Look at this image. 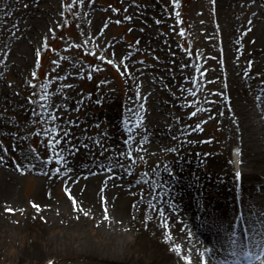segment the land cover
Here are the masks:
<instances>
[{
    "label": "bare ground",
    "instance_id": "obj_1",
    "mask_svg": "<svg viewBox=\"0 0 264 264\" xmlns=\"http://www.w3.org/2000/svg\"><path fill=\"white\" fill-rule=\"evenodd\" d=\"M18 1L6 0L11 8L19 6ZM249 1L214 0L221 63L216 105L207 104V116L216 119L218 128L208 149L199 143L197 130L184 137L186 126L167 111L166 105L174 102L183 107L178 98L163 92L170 77L159 80L161 68L144 70L132 62V51L152 52L160 46L162 37L146 28L136 32L140 38L130 48L116 39L105 46L107 56L121 64L126 92L104 94L101 115L63 119L41 105V116L50 124L42 123L40 131L57 138L46 159L16 148L26 131L18 125L9 135L6 116L0 113V140L11 136V144L0 143V236L10 227L28 235L18 256L21 261L264 264V11ZM55 12L49 4L30 11L33 17L27 23L18 24L10 14L0 21V35L5 36L0 44L7 45L0 72L18 76L29 69L43 27ZM94 28L92 23L88 40ZM186 65L196 74L194 59ZM81 69L75 65L68 72L80 77ZM70 79L63 85L75 84ZM57 87L53 89L58 92ZM46 93L38 91V97L62 101L67 108L74 105L60 90L56 99ZM0 100L23 110L28 106L8 89ZM64 122L71 126L64 128ZM155 154L160 155L155 163L133 168ZM32 173V190L21 201L20 181ZM237 211L248 226L244 235L232 234L238 227ZM243 249L250 259L234 260Z\"/></svg>",
    "mask_w": 264,
    "mask_h": 264
},
{
    "label": "rangeland",
    "instance_id": "obj_2",
    "mask_svg": "<svg viewBox=\"0 0 264 264\" xmlns=\"http://www.w3.org/2000/svg\"><path fill=\"white\" fill-rule=\"evenodd\" d=\"M49 4L56 7V12L43 27V37L36 45L29 69L18 76L8 70L0 72V98L1 93L8 89L9 94L28 104L23 110L22 107L7 106L0 100V113L6 116L9 135L18 125L26 131L25 138L19 145L16 144V148L40 159H46L51 154L50 149L57 138L46 137L40 131L42 123L50 124L41 116V105L51 107L63 119L91 113L101 115L106 108L104 94L124 95L126 89L121 64L107 56L105 46L115 39L128 48L134 46L140 38L136 32L141 28L148 29L162 39L159 48L152 52L132 51V62L144 70L161 68L163 73L157 74L159 80L166 75L170 77L171 83L166 84L163 92L168 98H178L183 107L179 108L174 102L166 105L167 111L174 121L179 119V124L186 126L184 137L191 136L189 130H197L201 136L199 143L204 144L203 148L210 147L211 139L218 134V128L216 119L210 120L207 116V104L210 102L214 107L216 105L215 91L220 81L218 67L221 63V48L214 36V0H20L19 6L12 8L6 0H0V21L10 14L8 18L13 16L18 24L27 23L33 17L30 11H41ZM248 4L261 9V13L264 11V0H251ZM92 23L95 25V33L88 40ZM0 38L4 39L5 36L0 35ZM6 56L7 45L2 42L0 60H7ZM189 59L195 61L196 74L186 65ZM75 65L82 67L80 77L79 73L72 75L68 72ZM60 71H65V74L59 76ZM67 77L73 78L70 80L75 81V84L63 85ZM181 84L189 86L184 85V91H180ZM192 86L196 88L191 89ZM53 87H57L58 92ZM59 90L68 96L66 100L74 103L71 108H67L68 105L64 107L62 101L51 103L49 98L43 100L45 96L38 97V91H45L48 92L46 96L56 99L60 96ZM96 125L105 123L96 121ZM69 126L70 122H64V128ZM10 137L2 138L0 143L11 144ZM45 141L50 143L43 150ZM160 155L147 156L132 166L135 169L148 167ZM34 176L32 173L21 179L17 190L21 201L28 198L33 187L29 179ZM224 185L228 190L232 189L228 182ZM242 227L245 231L244 222ZM28 239L25 232H17L11 227L4 231L0 236V264H31L29 260L23 262L18 258ZM48 264L95 263L81 258H62Z\"/></svg>",
    "mask_w": 264,
    "mask_h": 264
},
{
    "label": "snow or ice",
    "instance_id": "obj_3",
    "mask_svg": "<svg viewBox=\"0 0 264 264\" xmlns=\"http://www.w3.org/2000/svg\"><path fill=\"white\" fill-rule=\"evenodd\" d=\"M39 55V53H37V56ZM34 75V74H33ZM129 155H131V153L129 152ZM36 207L38 208L39 207V205H36Z\"/></svg>",
    "mask_w": 264,
    "mask_h": 264
}]
</instances>
